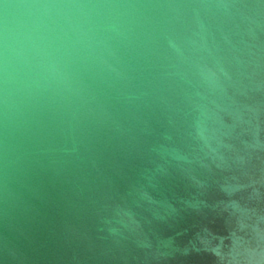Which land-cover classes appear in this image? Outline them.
<instances>
[{
	"label": "water",
	"instance_id": "water-1",
	"mask_svg": "<svg viewBox=\"0 0 264 264\" xmlns=\"http://www.w3.org/2000/svg\"><path fill=\"white\" fill-rule=\"evenodd\" d=\"M0 264H264V0H0Z\"/></svg>",
	"mask_w": 264,
	"mask_h": 264
}]
</instances>
